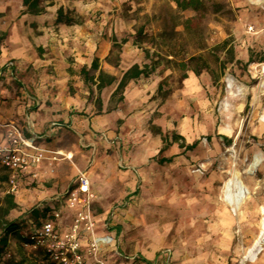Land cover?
I'll return each instance as SVG.
<instances>
[{
	"label": "rangeland",
	"instance_id": "obj_1",
	"mask_svg": "<svg viewBox=\"0 0 264 264\" xmlns=\"http://www.w3.org/2000/svg\"><path fill=\"white\" fill-rule=\"evenodd\" d=\"M55 1L38 0L36 5L24 6L22 0L23 8L5 10L16 29V39L32 43L31 54L42 58L56 46L48 44L38 51L34 27H46L51 21H40L35 15L63 13L67 24H81L88 15L78 14L77 7L84 13L90 10L98 27L113 32L100 41L110 44L109 65L118 71L132 60L141 68L148 66L150 75L141 76L140 81L149 89L142 107L148 113L147 128L162 146L177 145L171 158L176 161L156 164L165 153L155 155L151 163L156 177L144 184L143 198L139 189L138 198L126 199V209L135 204L143 209L127 224L128 233L136 231L134 235L144 239L145 248L148 242L158 240V249L169 247L177 260L195 248L205 264H241L257 235L264 204V161L254 177L246 173L255 153L264 157V74L260 71L264 64V0H201L199 10L185 8L183 0L181 4L176 0H97L96 4L79 0L63 6ZM28 13L33 20H24ZM57 47L71 64V76L79 74L87 85L96 81L98 71L87 67L83 76L81 69L74 67L72 40L59 38ZM29 52L23 49V53ZM101 54L98 46L93 56L99 59ZM22 67L18 73L24 78L29 68L27 64ZM229 78L235 81L233 94L228 89ZM117 99L119 94L112 101ZM169 99L181 106L178 113L161 127L152 126V121L164 119L157 109H163ZM175 134L182 138L172 142ZM182 143L193 148H181ZM71 162L67 160L72 168L76 161ZM53 168L49 167V174ZM55 172L59 177L25 184L24 193L13 194L18 206L7 215L0 203V236L2 223H27L28 212L36 203L51 202L46 200L51 189L60 190L72 179L69 170ZM235 173L251 191L237 210L222 193L224 182ZM3 174L0 172V199L8 190ZM31 230L24 225L9 234L0 264L18 257L19 234ZM243 264H264V245L255 261Z\"/></svg>",
	"mask_w": 264,
	"mask_h": 264
},
{
	"label": "crops",
	"instance_id": "obj_2",
	"mask_svg": "<svg viewBox=\"0 0 264 264\" xmlns=\"http://www.w3.org/2000/svg\"><path fill=\"white\" fill-rule=\"evenodd\" d=\"M85 1L89 4L97 2V0ZM55 3L63 6V4H78L79 0H58ZM18 7L23 8L22 0H0V113L5 120H16L20 124H25V116H29L34 122L32 132L43 137L48 136L44 141L46 147L69 148L74 152L72 162L74 159L76 161L72 168L68 166L67 160L54 163L52 173L54 175L49 174L50 166L47 162L36 167V182L46 181L50 176L59 177L55 172L56 169H61V173L64 170L71 171L72 179L65 187L60 190L56 187L51 189L53 191H50L47 198L67 189L73 183L77 170L86 166L85 170L96 192L95 214L100 223L107 225L104 232L116 240L103 247V255L110 259L112 264H130L133 259L140 264H205L195 248L190 255L187 254L184 259L177 260L169 247L158 249L157 246L160 244L158 240L148 242V248H145L144 239L134 235L137 234L136 231L128 233L127 224L135 218V212L143 209L137 204L126 209V199L138 198L139 189L143 198L144 184L150 177H156V168L151 162L162 148L152 131L147 128L148 113L142 107L149 89L140 85L143 78L132 80L126 85L122 101L118 99L112 101L119 80L136 62L131 59L129 65L124 67L122 65V71L109 65L106 59L110 44L107 42L100 44V41L103 40V36L106 38L112 36V30L98 27L93 13L90 10L84 13L79 6L77 13L83 14L82 16L88 15L81 24H67L65 22L67 17L63 13L58 16L49 12H38L40 14L35 15L40 21L45 19L51 21L46 27H42L44 24L34 27L38 51H42L48 44L56 46L48 55L42 54V58L38 55L36 57L31 54L32 43L26 39L23 41L22 38L16 39V29L12 28L9 22L11 17L5 12L10 8V11H13ZM28 16L29 13L24 20H33ZM56 19L58 21L53 23L52 21ZM1 36H4L2 40ZM62 37L74 43L76 47L73 51L76 57L74 67L79 69L84 66L90 68L94 52L98 46L102 47V54L99 57L100 70L99 68L95 70L98 72L93 84H85L79 74L71 76V64L57 47L58 39ZM23 49H28L29 54L23 53ZM10 60L15 63L13 70L15 78L6 67V63ZM26 64L29 72L21 78L18 71L20 72L22 66ZM50 71L53 75L49 74ZM102 72L114 76L116 81L106 84L99 93L97 86ZM105 81L108 79L105 78ZM22 84L32 97L40 102L38 107H32L28 111V104H25L26 101L20 96ZM99 96L100 107L97 104ZM162 106L163 109H157V112L161 113L164 119L152 121L154 127H161L167 118L175 116L181 107L175 99L167 100ZM53 124L55 126L50 133ZM83 142L85 145L81 147ZM176 151L177 145L173 143L164 150L165 155L156 159L154 163L165 164L176 161L171 159ZM161 158H166L167 161L161 162ZM64 161L66 163L62 164ZM37 191L36 189L35 192ZM71 217L72 213L67 210L62 217V223L69 225ZM104 232L100 231V233Z\"/></svg>",
	"mask_w": 264,
	"mask_h": 264
},
{
	"label": "built area",
	"instance_id": "obj_3",
	"mask_svg": "<svg viewBox=\"0 0 264 264\" xmlns=\"http://www.w3.org/2000/svg\"><path fill=\"white\" fill-rule=\"evenodd\" d=\"M6 67L15 78V63L10 60ZM260 71L264 74V64ZM20 96L26 101L25 104H28V111L40 105L23 84ZM25 119V124H20L16 120H5L0 113V172L7 177L9 194L24 193L25 184L35 183L36 167L42 163L47 162L53 167L54 163L59 161L72 160L74 155L69 148L46 147L44 141L48 136L33 133V120L29 116H25ZM54 126L55 124L51 126L50 133ZM84 145L83 142L80 146ZM197 171L201 172V167L197 168ZM95 198L96 193L88 172L82 171L75 176L67 189L46 199L51 202L36 203L33 208L43 210L48 206L49 211L39 220L30 215L27 223L25 222L34 233L31 236L33 242L25 244L28 253L35 255L38 251H43L53 264H112L111 260L103 255V247L116 240L104 232L107 225L100 223L95 214ZM67 210L72 213L69 225L61 221ZM130 264L140 263L133 259Z\"/></svg>",
	"mask_w": 264,
	"mask_h": 264
},
{
	"label": "trees",
	"instance_id": "obj_4",
	"mask_svg": "<svg viewBox=\"0 0 264 264\" xmlns=\"http://www.w3.org/2000/svg\"><path fill=\"white\" fill-rule=\"evenodd\" d=\"M38 0H23L24 6H32L36 5ZM178 4L180 3V0H176ZM182 3H184L185 8H192L194 10H199L202 7V1L201 0H183ZM99 68V59L95 57L92 61V64L90 66V69L96 70ZM148 66L145 65L144 67H140L138 64H134L131 66L127 71L124 72L122 78L118 82V86L116 91L114 92V97L119 94L118 101L123 100V91L126 85L132 81L137 80L141 76L148 77L150 75V72L147 70ZM81 74L83 76L87 75V67H82ZM108 76V81H105V77ZM100 83L98 84L97 88L100 93L102 88L106 84H111L116 81V78L114 76L107 75L105 72H102V74L99 76ZM98 107L101 106V99L100 96L97 99ZM182 137L180 135H174V140L172 142H176L177 140L181 139ZM181 148H189L192 149L193 145H190L186 147L183 143L179 145ZM167 148V145H163L160 149V152H163ZM161 162L167 161L166 158H161ZM1 179L3 181H6L7 177L5 174L1 175ZM0 203L2 204V207L4 208L3 213L4 215H7L11 210L15 209L18 205L14 199L13 194H5V196L0 199ZM1 207V208H2ZM49 211V207L46 206L43 208V210H38L36 208H32L29 210L28 214L32 215L36 219H40L45 216V214ZM27 214V215H28ZM26 226L27 229L29 228V225L24 223H17V222H9V223H2L1 224V232L2 235L0 236V257L3 256L5 252V248L7 247L8 242V236L10 233L18 232L19 230L23 229V226ZM34 235L33 231H28L22 234H19L20 238V247L18 248V257L15 259H10L8 261V264H53L50 260L48 255L43 251H38L35 255L29 254L28 250L25 247V244H31L33 242V239L31 236Z\"/></svg>",
	"mask_w": 264,
	"mask_h": 264
},
{
	"label": "bare ground",
	"instance_id": "obj_5",
	"mask_svg": "<svg viewBox=\"0 0 264 264\" xmlns=\"http://www.w3.org/2000/svg\"><path fill=\"white\" fill-rule=\"evenodd\" d=\"M235 81L231 78L228 79V89L233 94L232 89ZM230 129V127H228ZM264 157L260 153H255L252 161L246 168V173L252 178L256 170L262 165ZM250 189L245 185L244 181L240 178L239 174H233L229 179L224 182L222 193L227 203L233 210L240 208L241 204L245 201L250 194ZM261 218L259 221L258 232L253 239L251 246L246 250L244 258L246 261H255L258 253L264 245V204L260 206Z\"/></svg>",
	"mask_w": 264,
	"mask_h": 264
},
{
	"label": "water",
	"instance_id": "obj_6",
	"mask_svg": "<svg viewBox=\"0 0 264 264\" xmlns=\"http://www.w3.org/2000/svg\"><path fill=\"white\" fill-rule=\"evenodd\" d=\"M245 259H246V258H244V259H243V261L241 262V264H243V263H244Z\"/></svg>",
	"mask_w": 264,
	"mask_h": 264
}]
</instances>
